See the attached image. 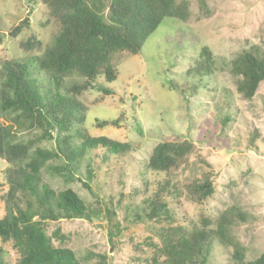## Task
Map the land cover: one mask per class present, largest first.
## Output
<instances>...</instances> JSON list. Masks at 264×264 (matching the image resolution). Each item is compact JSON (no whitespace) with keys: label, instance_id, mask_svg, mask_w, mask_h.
I'll return each instance as SVG.
<instances>
[{"label":"rangeland","instance_id":"1","mask_svg":"<svg viewBox=\"0 0 264 264\" xmlns=\"http://www.w3.org/2000/svg\"><path fill=\"white\" fill-rule=\"evenodd\" d=\"M181 1L189 4L187 21L165 18L140 55H114L117 80L106 83L100 77L97 81L112 95L95 89L78 97L87 109L85 128L92 137L131 143L133 151L124 157L102 150L87 153L75 181L67 182L56 171L63 166L61 160L48 161L40 171L44 184L57 194L72 190L91 212L92 222L62 220L47 226L54 246L71 249L80 264H153L154 249L146 242L158 243V226L134 224L133 220L143 215L148 199L166 178L178 189L168 202L181 224H203L206 219L214 222L236 207L242 218L233 225V235L245 248L246 260L264 254V81L248 101L239 93L231 73L232 61L241 52L264 49V0H207L208 16L196 0ZM26 19L28 27L11 37L10 32ZM58 34L59 25L49 17L41 0H0V68L5 61L23 62L44 55ZM32 38L43 46L26 52L21 43ZM204 47L213 53L215 65L213 75L201 79L190 70L200 60ZM34 73L47 87L45 74ZM83 82L75 74L65 80V85ZM120 117L118 127L95 125ZM15 120V115L0 119L2 126L13 127V143L41 137L43 130H19ZM51 134L56 136L55 131ZM173 134L193 142V152L170 175L148 170L147 162L157 143ZM55 148V141L47 139L38 142L31 152ZM16 167L6 159L0 160V219L6 215L7 175ZM88 170L94 173L92 179ZM206 173L213 181L214 192L199 204L188 189ZM113 226L122 232L111 241ZM0 246L8 263L18 264L20 256L13 243L0 241ZM232 253L233 249L216 245L209 264H231Z\"/></svg>","mask_w":264,"mask_h":264},{"label":"trees","instance_id":"2","mask_svg":"<svg viewBox=\"0 0 264 264\" xmlns=\"http://www.w3.org/2000/svg\"><path fill=\"white\" fill-rule=\"evenodd\" d=\"M201 12L208 16L207 0H196ZM49 17L59 25V34L44 55L25 61H5L0 68V119L16 116L19 130H43L37 141L13 143V127L0 123V160L17 166L9 170V190L6 197V215L0 219V241L12 242L20 259L18 264H80L68 248H57L47 234L50 222L82 220L92 222L86 203L72 190L57 194L44 184L40 171L48 161L61 160L56 169L67 181H75L82 159L89 152L102 150L106 154L124 157L133 151V144L108 137H92L85 128L87 109L79 102L82 94L98 90L104 95L113 92L97 84L100 77L106 83L117 80L118 71L112 63L114 55L128 52L140 55L148 38L165 18L179 22L190 17L189 4L181 0H41ZM26 19L10 32L11 37L27 28ZM180 32V31H179ZM184 34V33H180ZM191 41V40H190ZM199 43L198 38L194 40ZM185 42V41H184ZM181 43V46L184 45ZM26 52L40 50L37 39L21 43ZM180 45H177L181 49ZM182 51V50H180ZM215 59L208 47L200 53V60L190 70L201 79L214 73ZM45 74L46 87L34 75ZM231 73L245 100H252L264 81V49L241 52L233 61ZM77 74L84 79L70 87L65 80ZM39 76V75H37ZM115 121H97V128L118 127ZM55 131L54 137L51 132ZM54 140V150L31 149L42 140ZM80 142V144H76ZM193 142L179 135L162 137L155 146L147 169L170 175L180 168L193 152ZM89 179L94 173L88 170ZM83 186L90 187L83 182ZM189 193L194 202L204 203L213 195V181L209 173L190 184ZM148 191V190H147ZM178 192L171 179L166 178L153 197L148 199L143 215L133 223L157 225L158 243L147 241L154 249L153 264H209L216 245L233 249L231 264H264V254L247 261L245 248L237 243L233 225L242 213L231 207L214 222L203 224L192 221L181 224L169 208L168 198ZM111 215V213H108ZM113 214V213H112ZM112 216V215H111ZM111 220V218H110ZM111 241L122 230L116 226ZM0 246V264H9Z\"/></svg>","mask_w":264,"mask_h":264}]
</instances>
